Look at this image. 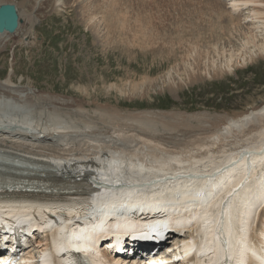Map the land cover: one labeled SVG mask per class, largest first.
<instances>
[{
  "label": "bare ground",
  "instance_id": "obj_1",
  "mask_svg": "<svg viewBox=\"0 0 264 264\" xmlns=\"http://www.w3.org/2000/svg\"><path fill=\"white\" fill-rule=\"evenodd\" d=\"M24 1L25 3L19 4L12 1L18 8L19 27L10 34L0 33V53L10 38L20 33L22 19L27 17L29 26L15 42L31 45L35 42V22L42 14L75 4L83 8L86 23L93 20L98 33L105 29L103 35L100 34L107 37V40L110 37L114 42L119 39L118 41L127 45H139L149 44L158 38V32L150 26L152 18L149 19V16L140 18L141 22L139 17H134L136 26L128 29L129 25L123 20L125 18L120 19V13L111 8L114 0ZM121 1L123 4V0ZM229 1L226 7L219 0H196L200 7L206 6V13L212 20L213 15H216V24L219 18L225 22L241 21L237 18L239 15L235 17L233 12L237 10L241 13L240 9H247L242 20L253 24V28L249 27V34L245 32L243 43L251 45L247 46L244 53H236L235 57L234 54L229 55V58L224 55L226 59L223 62H217L219 65H213V68L204 71L208 77L232 71L235 66L246 64L254 57L264 56V0ZM2 3L10 2L0 0V4ZM23 5L30 8L26 16L22 15L25 14ZM135 7L137 9V4L134 9ZM199 10L202 15L204 11ZM200 20L203 21V18H198L199 22ZM188 24L189 22L184 23V26ZM212 24L209 23L208 26ZM175 25L173 24L174 27ZM190 27L186 26V29ZM212 29L213 27L210 30ZM252 30L254 34L251 33ZM166 31L167 29L161 34L164 33L165 36ZM163 40L164 38L162 42ZM198 72L200 73L191 71L187 78L195 79L203 73ZM10 73L6 79H0V151L27 161L52 165L56 169L52 179L64 181V184L73 182L77 186L73 190H78L58 194V198L48 201L39 197L15 202L0 197V221L10 224L11 218L15 229L21 231L27 228L28 233L34 232L36 255H29L28 261H34L32 264H79L76 259L83 255L91 264H124L119 256L98 248L99 240L110 235L115 227L124 230L135 225L132 230L116 231L113 234L120 236L133 232L134 235L144 237L150 234L149 230L154 231L160 225L167 227L172 235L181 236L175 238L173 247L165 251L169 264H248L249 259L251 264H264V101L227 117L219 126L215 125L217 127L213 130H202L201 126L200 132L191 131L190 127L180 134L162 132L161 135H155L158 123L164 127L171 125L164 124L162 117L156 118L159 121H153L150 118L152 116L149 117L153 112L140 111L134 116L128 112L130 116L122 114L125 119L128 118L127 121L136 122L137 128L130 127L131 124L128 127H124V124L121 126V120L122 123L119 121L120 125L113 127L111 132L105 131L106 127L103 131H98L91 129L94 125L92 120L95 116L108 119L105 117L110 112L107 113L106 107L99 108L97 105L99 111H93V108L95 116L90 114L93 118L88 120L87 108H84L80 99L41 92L30 84H17ZM160 78L162 79L161 76ZM164 79L159 83L157 81L159 86H167L170 92L179 89L182 78L175 79L167 75ZM143 84L146 89L153 86L151 81L148 85ZM137 87L140 89L142 86L135 83L129 89L135 90ZM48 108L47 114L42 116ZM45 117L48 119L44 121ZM259 168L262 170L254 182L260 183L253 184V177ZM4 177V172L0 171V181H4ZM260 201V205L255 208ZM234 213L238 218L233 228ZM12 226L9 232L17 233ZM156 232L161 230L157 229ZM67 235L71 240L66 239ZM89 237L93 238V242H89ZM223 237L226 238L227 249L221 250L217 245ZM246 249L249 252L246 253ZM131 250H135L133 246ZM156 260L155 256L135 264H158ZM160 263L167 264L164 261Z\"/></svg>",
  "mask_w": 264,
  "mask_h": 264
},
{
  "label": "rangeland",
  "instance_id": "obj_2",
  "mask_svg": "<svg viewBox=\"0 0 264 264\" xmlns=\"http://www.w3.org/2000/svg\"><path fill=\"white\" fill-rule=\"evenodd\" d=\"M12 1L15 4H19L20 2L25 3L24 0H5V2ZM124 1L121 4V0H114L111 5V8L113 7L112 10L124 14V16L123 14H118V17L120 19L125 18L123 20L129 25L128 29L130 26L133 28L136 26V17H139L140 22V18L147 16H149V19L152 18L150 26L158 32L156 40L149 44L138 43L139 45H127L126 43L125 45L124 42L118 41L119 39L114 42L110 40V37L107 40V37H102L105 29L100 32L101 35L97 32L98 27L93 20L86 23L84 19L85 13H83V8H80L81 6L76 4L69 7L65 6L59 8V11L46 12L41 15L37 23L35 22V42L31 45H22L27 43L19 44L15 42L17 37L24 33L29 26L27 17L24 20L22 19L20 33L11 37L8 44L5 45L6 47L4 46V50L0 53V79H6L8 73L11 72L12 80L17 84H30L41 90V92L56 93L80 99L84 103V108H87L88 113L86 114L88 120H92L93 116H95L93 115L94 112H92L93 108H95L93 111L97 110L98 112L99 108L106 107L107 113L110 112L112 115L110 113L106 114L105 119L108 118L106 120L101 117L100 120L99 116L98 118L95 116V119L92 120L95 127L93 125L91 129L101 131L106 127L105 131L108 130V132H111L113 127L115 128L120 125L121 120L123 122H121V126L124 124V127H128L131 124L130 127L137 128L138 124H135L136 122H131L132 120L127 121L128 118L125 119L122 114L134 113L133 115L130 114L134 116L138 115L137 113L140 111L153 112L149 114V117L152 116L150 118L154 119L153 121H159L156 118L160 119L162 117L164 124L168 123V125H171V127H164L158 123V131L157 134L155 132V135H158V133L161 135L162 132L180 134L186 129H190V127L192 128L191 131L200 132L199 128L202 129L201 126H203L202 130L208 128L213 130L217 127L215 125L219 126L227 117L244 112L264 101V56L254 57L246 62V64L237 65L232 71L224 72L221 75L208 77L204 73L208 68L211 69L214 67L213 65L217 66L216 64L219 62H223L224 59L229 58V55L234 54L233 56L235 57L240 55L239 53H244L247 46L250 47L251 43H248V45L244 44L245 32L249 34V27L252 29L253 24L242 20L243 13L247 14V9H240L242 10L241 13L237 10L233 12L235 17L237 14L239 15L237 18L239 17L241 21L233 20V22H225L221 20L222 18H219V21H221L219 23L217 19L218 23L216 24V15H213L212 20L210 15L206 13L208 12L207 9L205 10L206 6L201 4L203 7H200V4L196 0ZM219 1H221L222 6L225 5L226 7L227 3L230 2L229 0ZM140 3H143V5ZM136 4L137 9L136 7L134 9ZM139 4L141 5L140 8L143 7L147 13L138 7ZM22 8L25 13L22 15L26 16L30 8L28 9L27 5H23ZM122 8L127 10H122ZM199 9H201V12L204 11L202 15ZM196 11L199 13L197 12V14ZM133 13L135 16H133ZM208 16L217 27L212 24L211 20H208ZM201 17L203 21L200 20L199 22L198 18L201 19ZM180 19L182 22H179ZM186 20L190 24L186 26L190 27L192 24L191 30L189 28L186 29V26H184V23H188ZM222 21L223 24L225 23L224 25L221 24ZM131 22H135L134 26L133 23L131 25ZM202 23L207 26H204ZM209 23L212 26H208ZM173 24H176V28L179 26L184 27H179L181 30L179 28L178 30H174ZM162 27L167 29L168 32L166 31L165 33L168 35L165 34L164 36V33L161 34L166 30ZM212 27L213 29L210 30ZM251 33L254 34V31L252 30ZM175 35L178 36L176 37ZM5 38L7 39L8 36ZM105 40L111 42L108 43ZM5 42L7 43L6 40ZM203 49L205 50L203 51ZM232 49H234L235 53ZM224 55L226 58L223 57ZM197 57L199 58V62ZM199 67H202V69ZM193 70L197 73H200L198 71H203V73L201 76H196L195 79H188L189 73ZM167 75H171L175 79L182 78L178 90L170 92L167 86L158 85L160 80L166 78ZM149 81H151L153 86L146 89L143 82L148 85ZM135 83L137 86L142 87L140 89L137 87L135 90L129 89V86ZM154 85L156 86L154 87ZM127 91L129 93H126V95L124 92ZM97 105L99 108H97ZM49 108L43 112L44 114L42 113V116L47 114ZM118 112L121 114L116 115ZM200 113L206 114L201 115ZM129 114L127 116H130ZM117 116L121 117H119L120 120ZM59 118L62 117L59 116ZM64 118L66 119V117ZM45 119H48V117L43 118L44 121ZM112 120L113 122H110ZM111 123L113 124L111 125ZM107 124L112 127L108 128ZM206 126L207 128H204ZM261 170L259 168L255 173L253 182ZM255 183L260 182H254L253 184ZM261 202L257 203L255 208ZM247 252H249L248 249H246ZM249 262L250 259L248 260V264H251ZM252 264L254 263L252 262Z\"/></svg>",
  "mask_w": 264,
  "mask_h": 264
},
{
  "label": "water",
  "instance_id": "obj_3",
  "mask_svg": "<svg viewBox=\"0 0 264 264\" xmlns=\"http://www.w3.org/2000/svg\"><path fill=\"white\" fill-rule=\"evenodd\" d=\"M18 26V13L14 4L0 5V32L13 33Z\"/></svg>",
  "mask_w": 264,
  "mask_h": 264
}]
</instances>
